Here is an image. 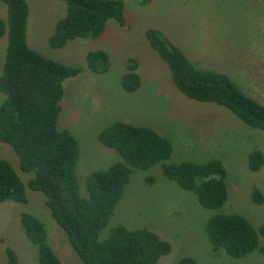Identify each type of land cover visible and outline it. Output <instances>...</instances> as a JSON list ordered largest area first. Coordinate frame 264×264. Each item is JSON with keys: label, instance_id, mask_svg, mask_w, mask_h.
Wrapping results in <instances>:
<instances>
[{"label": "rangeland", "instance_id": "374dc122", "mask_svg": "<svg viewBox=\"0 0 264 264\" xmlns=\"http://www.w3.org/2000/svg\"><path fill=\"white\" fill-rule=\"evenodd\" d=\"M30 14L28 45L45 57L82 68L81 74L64 82L60 129L77 139L80 156L77 176L80 192L87 196L86 181L98 170L121 159L116 150L104 146L99 133L116 121L147 126L168 138L173 153L168 163L222 160L227 169L228 199L218 210L204 208L196 195L166 178L160 165L148 170L132 169L130 182L101 241L118 225L147 228L172 245L169 255L158 264H178L192 257L197 264H264V253L254 251L233 258L224 249L214 250L206 223L214 213L240 214L255 228L264 224V203L252 199L255 189L264 195V167L249 168V154L264 153V130L242 122L223 106L192 100L179 91L171 70L150 45L146 31H161L198 68L228 75L249 96L264 105V0H123L126 25L109 20L96 39L75 38L61 48H52L49 37L56 23L65 17L62 0H27ZM7 7L0 0V18ZM7 35L0 38V75L7 48ZM103 50L110 68L96 74L88 68V55ZM135 60L141 87L127 92L121 83L128 61ZM6 96L0 92V106ZM0 158L8 160L27 185L32 173L19 168L14 150L0 142ZM154 179L148 184L146 179ZM27 202L8 200L0 204V264H7L6 247L14 249L20 264H40L39 248L21 225V214L39 217L48 232V243L61 264H83L64 230L46 206V198L26 186ZM264 245V237H260Z\"/></svg>", "mask_w": 264, "mask_h": 264}, {"label": "trees", "instance_id": "16d2710c", "mask_svg": "<svg viewBox=\"0 0 264 264\" xmlns=\"http://www.w3.org/2000/svg\"><path fill=\"white\" fill-rule=\"evenodd\" d=\"M1 1L7 7V15L0 18V38L7 35L8 42L0 75V92L6 96L0 106V142L14 150L20 170L33 176L26 185L15 167L0 158V204L8 200L27 202L26 186L41 192L52 217L83 264L160 263L162 257L171 253L172 245L153 230L118 225L111 229L108 238L99 239L124 196L132 169L148 170L160 165L166 178L195 194L204 208L218 210L228 199L225 164L219 159L206 163H168L173 153L168 138L150 127L119 120L102 130L98 139L116 150L122 160L93 172L86 181L87 196L82 195L76 172L80 156L78 141L70 130L58 127L64 82L81 74L82 68L47 58L28 45L27 0ZM62 1L67 4V13L49 37L52 48H61L75 38H99L109 20L121 27L126 25L123 0ZM146 37L168 64L177 89L185 96L223 106L248 126L264 130V105L244 93L228 75L196 67L159 30H147ZM87 63L92 72L105 74L110 68V57L103 50L92 51ZM137 69V62L129 60L128 72L121 79L127 92H136L141 87ZM263 167L264 153L252 151L249 168L260 171ZM146 181L154 183L151 177ZM252 199L257 204L264 203V195L258 189L253 191ZM20 220L28 239L39 248L40 264H61L48 243L42 220L26 212ZM206 233L214 250L222 248L233 258L254 251L264 253L260 239L264 237V224L257 229L243 215L214 213L206 223ZM5 254L7 264H20L14 249L6 247ZM178 264H197V261L185 257Z\"/></svg>", "mask_w": 264, "mask_h": 264}]
</instances>
